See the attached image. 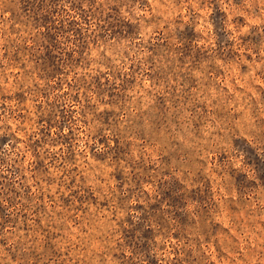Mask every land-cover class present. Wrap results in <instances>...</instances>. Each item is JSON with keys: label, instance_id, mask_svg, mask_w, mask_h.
Segmentation results:
<instances>
[{"label": "rangeland", "instance_id": "374dc122", "mask_svg": "<svg viewBox=\"0 0 264 264\" xmlns=\"http://www.w3.org/2000/svg\"><path fill=\"white\" fill-rule=\"evenodd\" d=\"M0 264H264V0H0Z\"/></svg>", "mask_w": 264, "mask_h": 264}]
</instances>
